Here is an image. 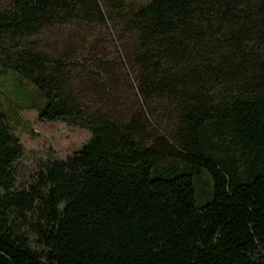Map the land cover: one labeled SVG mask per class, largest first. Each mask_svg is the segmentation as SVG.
I'll return each instance as SVG.
<instances>
[{"label":"trees","instance_id":"1","mask_svg":"<svg viewBox=\"0 0 264 264\" xmlns=\"http://www.w3.org/2000/svg\"><path fill=\"white\" fill-rule=\"evenodd\" d=\"M105 18L127 40L129 112L101 59L77 86L68 65L87 72V57L32 40ZM0 69L35 87L39 120L90 133L19 183L0 103L11 264H264V0H0Z\"/></svg>","mask_w":264,"mask_h":264},{"label":"rangeland","instance_id":"2","mask_svg":"<svg viewBox=\"0 0 264 264\" xmlns=\"http://www.w3.org/2000/svg\"><path fill=\"white\" fill-rule=\"evenodd\" d=\"M133 1L137 4L144 0ZM76 24L73 26L68 24L64 28L54 27L32 37V40H39L44 42L43 44L46 42L49 47L45 46V50L49 48L51 50L48 53L56 46L57 52L53 53L62 55L68 62L87 57L86 65L89 66L87 72L83 70L86 66L68 65L67 70L73 75L77 86L78 80L87 85L92 77L102 73L100 66H95L97 60L92 62L93 58L101 59V62L106 63L111 71L117 74L115 77L118 82L117 88L122 94L124 109L129 112L137 106L139 97L135 94L132 69L123 51L122 46L127 41L123 33L108 18H105L103 24L97 22ZM40 47L44 49L43 45ZM84 76L88 78H81ZM0 103L12 134L18 138L24 150L19 160V183L21 177L31 174L45 161L47 154L52 158L65 159L79 150L90 138V133L85 129L68 126L60 121L39 120L36 110L43 107V99L35 87L20 76L1 69Z\"/></svg>","mask_w":264,"mask_h":264},{"label":"water","instance_id":"3","mask_svg":"<svg viewBox=\"0 0 264 264\" xmlns=\"http://www.w3.org/2000/svg\"><path fill=\"white\" fill-rule=\"evenodd\" d=\"M0 264H11L9 257L2 252H0Z\"/></svg>","mask_w":264,"mask_h":264}]
</instances>
